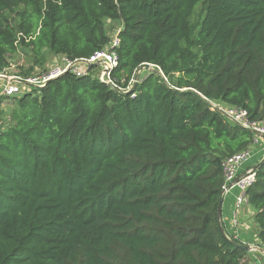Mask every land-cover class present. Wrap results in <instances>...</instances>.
<instances>
[{
    "label": "trees",
    "instance_id": "1",
    "mask_svg": "<svg viewBox=\"0 0 264 264\" xmlns=\"http://www.w3.org/2000/svg\"><path fill=\"white\" fill-rule=\"evenodd\" d=\"M107 20L120 88L90 66L0 98V264H242L219 205L256 132L214 102L264 121V0H0V73L19 51L23 77L87 58ZM263 158L246 194L264 248Z\"/></svg>",
    "mask_w": 264,
    "mask_h": 264
},
{
    "label": "built area",
    "instance_id": "2",
    "mask_svg": "<svg viewBox=\"0 0 264 264\" xmlns=\"http://www.w3.org/2000/svg\"><path fill=\"white\" fill-rule=\"evenodd\" d=\"M119 30L120 28L116 27L110 42L87 58L70 59L64 55H57L63 57H60V59L56 58L57 64H53L51 69L38 76H11L6 74V69L3 73H0V98H11L12 96L20 95L26 91L42 88L51 79L67 71H71L79 76L83 75L88 72L90 66H94L95 74L103 83L120 88L117 79L113 77V72L119 64V54L117 51L121 42ZM151 68H154V65H152ZM134 82L135 78L130 82L128 89H130ZM214 107L223 111L232 121L256 132V136L248 149L237 152L224 161L225 183L222 186L223 194H227L235 188L239 190V194L235 198V213L232 220L235 231L234 236L238 238V234L241 230L238 211L242 206L249 205L246 191L256 178L254 168H250L243 173H241L240 170L246 161L252 157L256 147L262 145L264 154V121H252L249 118L248 112L243 108H225L217 104H214Z\"/></svg>",
    "mask_w": 264,
    "mask_h": 264
},
{
    "label": "crops",
    "instance_id": "3",
    "mask_svg": "<svg viewBox=\"0 0 264 264\" xmlns=\"http://www.w3.org/2000/svg\"><path fill=\"white\" fill-rule=\"evenodd\" d=\"M262 145L254 149L252 157L246 161L242 166L240 172H246L250 168H254L256 164L262 159L263 156ZM240 173V174H241ZM239 194L238 189H232L229 193L223 195L221 218L227 234L233 233V215L235 210V198ZM255 211L250 205H244L238 211V217L240 219L241 230L238 234V238L245 244H250L253 247H258V249H253L248 251V256L242 264H264V252L259 248V240L256 237V226L254 222Z\"/></svg>",
    "mask_w": 264,
    "mask_h": 264
},
{
    "label": "rangeland",
    "instance_id": "4",
    "mask_svg": "<svg viewBox=\"0 0 264 264\" xmlns=\"http://www.w3.org/2000/svg\"><path fill=\"white\" fill-rule=\"evenodd\" d=\"M106 24L109 27V33L111 34V36L114 35L115 27H119V26H115V24L110 22V20H107ZM60 57L62 58L63 56H55V55H52V54H48L47 62L45 64V66H44L45 69L44 68L42 69V68H39V67H35L32 70L33 76H38L41 73L51 69L53 64L54 65L57 64L56 63V61H57L56 58L60 59ZM9 62H10V66L7 68L6 74L11 75V76H16V75L21 76V75H23L24 72L28 71L33 65L32 61H30V58L26 54L21 52V51H19V52L13 54L12 56H10ZM94 73H96V72H94ZM146 73H147V69H144V70L141 71L140 74L144 76ZM8 102L5 101V104L2 106L4 108V110H7L6 108H7ZM214 104H217L218 106H222V107H225V108L232 107V106H228L227 104L222 103V102H218V101H215Z\"/></svg>",
    "mask_w": 264,
    "mask_h": 264
},
{
    "label": "water",
    "instance_id": "5",
    "mask_svg": "<svg viewBox=\"0 0 264 264\" xmlns=\"http://www.w3.org/2000/svg\"><path fill=\"white\" fill-rule=\"evenodd\" d=\"M93 65H95V64H93ZM151 66H152V65H151L150 63H144V64H143V65L137 70L136 75H135V82H134V83H136L137 80H138V78L140 77V73H141V71L144 70V69H152ZM263 160H264V158H263ZM263 160H262V161H263ZM222 202H223V198H221L220 205H219V216H220V217H221ZM222 232L227 236V234L225 233L224 228H222ZM227 237H228V236H227ZM228 238H229V237H228ZM229 239H230V238H229ZM230 241H231L236 247L241 248V249H245V250H247V251H249V250H253V249H258V247H253V246L250 245V244L238 243V242L232 241L231 239H230ZM259 249L262 250V251L264 252V248H263V247H262V248H259Z\"/></svg>",
    "mask_w": 264,
    "mask_h": 264
}]
</instances>
